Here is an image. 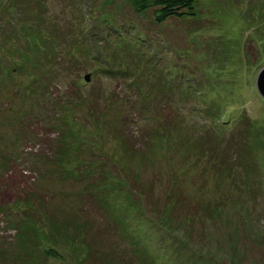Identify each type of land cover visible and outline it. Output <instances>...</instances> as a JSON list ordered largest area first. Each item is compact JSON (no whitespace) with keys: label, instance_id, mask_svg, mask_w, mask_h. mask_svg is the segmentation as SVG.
<instances>
[{"label":"rangeland","instance_id":"1","mask_svg":"<svg viewBox=\"0 0 264 264\" xmlns=\"http://www.w3.org/2000/svg\"><path fill=\"white\" fill-rule=\"evenodd\" d=\"M12 2L0 264H264V0Z\"/></svg>","mask_w":264,"mask_h":264},{"label":"trees","instance_id":"2","mask_svg":"<svg viewBox=\"0 0 264 264\" xmlns=\"http://www.w3.org/2000/svg\"><path fill=\"white\" fill-rule=\"evenodd\" d=\"M126 1L130 4L133 11L136 12L137 14L150 11L153 21L156 24L163 23L165 20H168L170 18L183 19L186 16L196 15L195 0H126ZM12 6H13V10H12ZM12 6L10 8V10H12L10 11L11 14L5 16V18L3 16L0 17V24L1 26H3L5 30L4 32L3 29H0V48L3 47L4 43L13 40L14 37H17V40L19 39L23 41V39L21 38V34L22 36H24L23 35L25 33L24 31H26L25 29L28 27L27 25H25V23L27 24V22L25 23L23 22L19 24L20 27L16 28V30L15 27L11 25L12 22L9 21L8 19L9 18L12 19V17H14L13 12L15 11L17 13V14L15 13L17 16L21 15L20 5L18 3L12 2ZM23 15H25L26 18H28L29 16L26 12L23 13ZM43 39L44 41L49 40L48 37H45ZM25 41H30V39L27 37L25 38ZM33 44L36 43L33 42ZM29 45H31V43ZM44 45H47L46 42L44 43ZM120 72H124V71H120ZM261 101L264 102L263 99H261ZM217 125L220 126V124ZM184 198L183 196H181L180 201H178L179 205L181 206L184 205L185 203L183 200ZM203 209L206 211L209 209L210 211L211 208L205 207ZM167 240L171 241V238L167 237Z\"/></svg>","mask_w":264,"mask_h":264},{"label":"water","instance_id":"3","mask_svg":"<svg viewBox=\"0 0 264 264\" xmlns=\"http://www.w3.org/2000/svg\"><path fill=\"white\" fill-rule=\"evenodd\" d=\"M85 80H88V75L85 76ZM256 87L259 94L264 97V67L257 74Z\"/></svg>","mask_w":264,"mask_h":264}]
</instances>
